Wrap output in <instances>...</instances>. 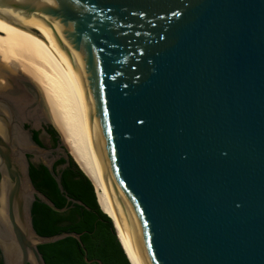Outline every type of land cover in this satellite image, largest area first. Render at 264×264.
<instances>
[{
	"label": "water",
	"instance_id": "obj_1",
	"mask_svg": "<svg viewBox=\"0 0 264 264\" xmlns=\"http://www.w3.org/2000/svg\"><path fill=\"white\" fill-rule=\"evenodd\" d=\"M0 47L64 77L139 264H264V0H0ZM18 70L56 127L45 93L0 59L2 263L45 264L38 246L73 238L102 264L78 234L33 228L36 199L65 209L35 189L26 154L61 191L53 163L74 159L57 127L65 149L24 128Z\"/></svg>",
	"mask_w": 264,
	"mask_h": 264
},
{
	"label": "trees",
	"instance_id": "obj_2",
	"mask_svg": "<svg viewBox=\"0 0 264 264\" xmlns=\"http://www.w3.org/2000/svg\"><path fill=\"white\" fill-rule=\"evenodd\" d=\"M33 140L40 145L37 133L33 134ZM64 163L63 159H59L52 166L54 175H60L63 191L59 189L47 167L29 166V177L35 189L44 194L57 209H65L62 213L54 212L36 199L31 209L35 232L41 237L64 232L76 233L86 250L87 261L99 260L102 264H130L124 248L122 249L124 244L121 243L118 229L115 231L114 222L98 205L94 185L71 158L67 167L57 170V167ZM72 201L80 202L84 206ZM37 249L45 264H98L87 263L84 260V251L73 238L41 245ZM0 264H3L1 257Z\"/></svg>",
	"mask_w": 264,
	"mask_h": 264
},
{
	"label": "bare ground",
	"instance_id": "obj_3",
	"mask_svg": "<svg viewBox=\"0 0 264 264\" xmlns=\"http://www.w3.org/2000/svg\"><path fill=\"white\" fill-rule=\"evenodd\" d=\"M0 59L20 65L45 93L56 127L64 138L65 147L72 154L77 166L94 185L98 204L102 211L112 218L131 264H139L130 247L119 210L109 198L97 168L85 122L62 74L45 61L28 56L20 50L8 52L0 47Z\"/></svg>",
	"mask_w": 264,
	"mask_h": 264
},
{
	"label": "flooded vegetation",
	"instance_id": "obj_4",
	"mask_svg": "<svg viewBox=\"0 0 264 264\" xmlns=\"http://www.w3.org/2000/svg\"><path fill=\"white\" fill-rule=\"evenodd\" d=\"M17 75L9 74V76L7 77V82L9 83L11 90L13 88L18 87L12 81L17 78L18 84H20L19 89L21 95H25L28 98L26 101L28 103V106L30 105V107L27 113L30 115V117H28V122L24 124V128L28 131L32 139H33V134L37 133V139L41 147L49 150H57L62 148L65 149V147L63 146V142L61 140V136L57 131L56 127L54 126V124L52 123V121L50 120L48 112L46 111V108L39 95V92L36 91L35 86L32 84L30 80H28V78L22 76L19 70L17 71ZM17 94L19 95L20 93L18 92ZM35 121L39 123L38 129H34L32 127V124H34ZM52 156L55 158L58 155L56 153H53ZM25 158L28 164V169L30 165H33L34 167H39L40 165H43L41 160L35 159L32 155L26 154ZM59 159H63L61 155L58 159L54 161V163ZM65 165L66 163L59 165L57 167V170L63 169ZM0 180H1V176H0Z\"/></svg>",
	"mask_w": 264,
	"mask_h": 264
}]
</instances>
